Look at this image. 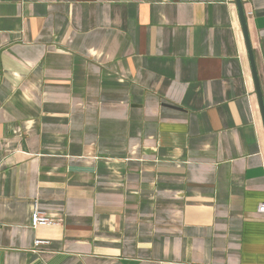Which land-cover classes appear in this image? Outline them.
<instances>
[{"label": "crops", "instance_id": "obj_1", "mask_svg": "<svg viewBox=\"0 0 264 264\" xmlns=\"http://www.w3.org/2000/svg\"><path fill=\"white\" fill-rule=\"evenodd\" d=\"M263 203L236 0H0V264H264Z\"/></svg>", "mask_w": 264, "mask_h": 264}, {"label": "water", "instance_id": "obj_2", "mask_svg": "<svg viewBox=\"0 0 264 264\" xmlns=\"http://www.w3.org/2000/svg\"><path fill=\"white\" fill-rule=\"evenodd\" d=\"M236 3H237L238 13H239V17H240L246 45H247V50H248L249 60H250L251 68H252L254 83H255L258 99H259L260 110H261V114H262V118L264 122V96H263L259 74H258V70L256 66V59H255L254 51L252 48L250 35L248 32L246 13H245V10L242 4V0H236Z\"/></svg>", "mask_w": 264, "mask_h": 264}, {"label": "built area", "instance_id": "obj_3", "mask_svg": "<svg viewBox=\"0 0 264 264\" xmlns=\"http://www.w3.org/2000/svg\"><path fill=\"white\" fill-rule=\"evenodd\" d=\"M259 212L264 213V203L261 204L258 207ZM32 221L33 224L36 225H51V224H56L59 222V220H56L54 218H49L45 216L44 214L40 213L38 210H35L32 216ZM48 242L45 241H38L37 244L43 245L47 244Z\"/></svg>", "mask_w": 264, "mask_h": 264}]
</instances>
